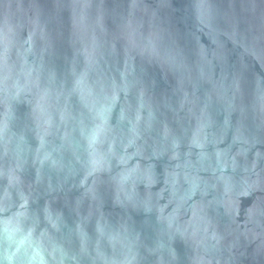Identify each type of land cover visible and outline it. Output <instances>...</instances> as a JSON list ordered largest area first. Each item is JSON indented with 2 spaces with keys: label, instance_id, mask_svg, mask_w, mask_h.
Listing matches in <instances>:
<instances>
[{
  "label": "water",
  "instance_id": "obj_1",
  "mask_svg": "<svg viewBox=\"0 0 264 264\" xmlns=\"http://www.w3.org/2000/svg\"><path fill=\"white\" fill-rule=\"evenodd\" d=\"M0 264H264V0H0Z\"/></svg>",
  "mask_w": 264,
  "mask_h": 264
}]
</instances>
